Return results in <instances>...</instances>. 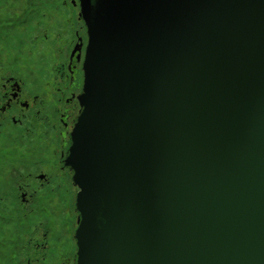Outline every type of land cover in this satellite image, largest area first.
<instances>
[{
  "label": "water",
  "instance_id": "1",
  "mask_svg": "<svg viewBox=\"0 0 264 264\" xmlns=\"http://www.w3.org/2000/svg\"><path fill=\"white\" fill-rule=\"evenodd\" d=\"M79 1L77 264H264V0Z\"/></svg>",
  "mask_w": 264,
  "mask_h": 264
},
{
  "label": "flooded vegetation",
  "instance_id": "2",
  "mask_svg": "<svg viewBox=\"0 0 264 264\" xmlns=\"http://www.w3.org/2000/svg\"><path fill=\"white\" fill-rule=\"evenodd\" d=\"M48 1L50 11L35 5L14 24L5 18L13 2L0 0V264L78 260V189L66 160L89 38L79 0Z\"/></svg>",
  "mask_w": 264,
  "mask_h": 264
},
{
  "label": "rangeland",
  "instance_id": "3",
  "mask_svg": "<svg viewBox=\"0 0 264 264\" xmlns=\"http://www.w3.org/2000/svg\"><path fill=\"white\" fill-rule=\"evenodd\" d=\"M13 2L12 6H14L12 9H9L8 10V15L5 16V18H7L8 20L11 19V21L13 20L14 24L17 23V21L21 22L22 20H24L26 18V16L30 13V12H36L38 11V9L42 10V11H50L51 8H50V2L48 0H11ZM45 2L44 4L42 2ZM38 6V9L35 7ZM32 9H30V8ZM63 12H66L68 11L67 8L65 9H62ZM73 17V20L76 21V16L75 14L72 15ZM20 24L18 25H13L14 28L13 30L16 32V33H19L17 28L19 27ZM17 26V28H16ZM76 26V24H75ZM77 26L79 27L78 23H77ZM68 56V50H62L60 52V57L65 60ZM20 69V68H19ZM72 198H73V195H72V192L69 193V200H70V203H72ZM73 252H74V244H73Z\"/></svg>",
  "mask_w": 264,
  "mask_h": 264
}]
</instances>
